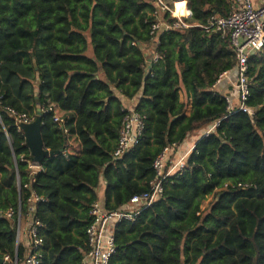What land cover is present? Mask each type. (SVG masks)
<instances>
[{
    "label": "trees",
    "instance_id": "obj_1",
    "mask_svg": "<svg viewBox=\"0 0 264 264\" xmlns=\"http://www.w3.org/2000/svg\"><path fill=\"white\" fill-rule=\"evenodd\" d=\"M185 1L190 25L154 36L151 0H0V211H14L0 214V259L9 258L0 264L22 261L18 208L26 220L31 207L41 223L39 264H77L100 179L104 209L122 208L149 192L163 149L204 125L212 128L161 181V195L115 224L107 264H264V43L247 58L252 113L230 108L225 95L235 88L224 94L216 83L235 51L228 34L205 26L227 16L233 0ZM154 37L157 57L147 66L141 44ZM115 92L139 94L135 109L146 116L139 142L120 157L112 152L125 111ZM7 107L39 108L44 148L62 149L35 173ZM70 122L75 152L65 151Z\"/></svg>",
    "mask_w": 264,
    "mask_h": 264
},
{
    "label": "built area",
    "instance_id": "obj_2",
    "mask_svg": "<svg viewBox=\"0 0 264 264\" xmlns=\"http://www.w3.org/2000/svg\"><path fill=\"white\" fill-rule=\"evenodd\" d=\"M182 1L185 2V0H151L154 6L151 13L153 17L150 25L151 35L156 36L155 34L163 29H182L190 25L184 20L181 13H175L173 5ZM165 12H168L174 17L172 22L163 17ZM205 27H214L220 30L222 34H228L230 43L235 51V64L233 68L236 74L233 86L235 88L236 102H234L230 95H225V98L230 108L237 105L239 109L251 114L252 109L245 104L249 95L247 58L252 51L260 49L264 43V3L255 7L251 0H233L232 10L227 16H213L209 19ZM154 39L156 40L155 37L152 40ZM156 57L157 54L153 56V59L155 60ZM222 74H220L219 78ZM136 104L137 102L133 106L126 107L121 103L125 113L121 121L117 144L112 152L113 157H120L124 152L139 142L144 129L146 116L142 111L135 109ZM6 109L11 114L18 131H21V124L29 123L33 120V115H28L25 112H18L9 107ZM54 119L61 121L58 116H55ZM63 131L65 132V129H63ZM174 146L176 145L165 147L161 154L154 159L153 168L155 169L156 177L150 182L149 192L131 196L126 207H122L118 210H106L98 201H94L91 204L89 213L92 219L86 227L87 248L82 253L77 264H107L110 255L115 249V224L121 220L133 221L141 208L148 206L161 195V181L167 175L173 174L184 166L186 157L180 156L176 162L165 170L166 162L168 161V153L170 152V154H172L171 149L174 148ZM27 162L28 168L32 173L41 169V163L39 164L30 159H28ZM34 167H38V169L34 170ZM30 200L33 204L35 201L39 200V197L32 194ZM33 211L34 208L31 207L28 210V218L26 220L23 219L26 221L28 241L26 253L22 259L23 264H39L41 257V246L43 241L37 232L41 223L33 217ZM0 214L10 218L13 216L14 211L8 208L4 211H0ZM21 220L22 218L20 217L18 208L16 244L19 242ZM4 261L9 262L8 256H4L3 262ZM13 264H17V261L14 260Z\"/></svg>",
    "mask_w": 264,
    "mask_h": 264
},
{
    "label": "crops",
    "instance_id": "obj_3",
    "mask_svg": "<svg viewBox=\"0 0 264 264\" xmlns=\"http://www.w3.org/2000/svg\"><path fill=\"white\" fill-rule=\"evenodd\" d=\"M253 6L257 7L261 4L264 3V0H251ZM183 5L180 6V9L182 10V13L181 15L184 17V18H187L189 17L190 15V11L187 7V4H186V1H182L181 2ZM186 4V5H185ZM176 3L173 5L174 6V10H176V7H175ZM155 42L156 40H151L150 42H146V43H142V50H143V53L144 55L146 56V64L147 66L149 65L150 61L151 60H154L153 59V56L156 55L155 51H154V46H155ZM87 54L88 55H91V49H88L87 50ZM235 69L232 68L231 70H228L227 72L223 73L222 76L219 78V80L217 81L216 83V89H218L221 93H224L226 94L228 90V88L230 86L233 87L234 89V80H235ZM116 95L119 97L121 103L123 106H126V107H129V106H133L137 100H138V97H139V94L135 95L133 98L129 99V98H126L120 94H118L117 92H115ZM231 97L233 98L234 102H236V96H235V93H231ZM181 98L184 99L185 96H184V91L182 90L181 91ZM189 110V108H188ZM62 114V113H60ZM72 116V113H67L66 114V119H69L71 118ZM34 117H35V113L33 115V120H34ZM69 121V120H67ZM61 123L63 126V122H62V119H61ZM71 123V122H70ZM67 128H70V131L69 133L67 132V135H66V138H65V151L67 152H75L78 150L79 148V145H78V141L76 139V137L74 136L73 134V130H72V123L71 124H68L66 125ZM212 126H208V129L205 130L204 132L208 131L209 129H211ZM65 129V128H64ZM67 130L65 129V132ZM21 132L23 133L22 131V128H21ZM203 132V133H204ZM202 133H199V134H194V136L190 137V138H186L182 143H180L179 145H176L174 146V148H172V154L176 157V156H181V151H184L185 149H188V151L182 155V156H185L187 157L188 153L190 152L192 146L194 145L196 139L201 135ZM189 136V135H188ZM38 167H34V170H37ZM104 190H105V181L103 180V178L100 179L99 181V185H98V188L96 189V193H97V201L100 203L101 206H103V202H104ZM126 207L123 206V208ZM21 230L23 231V234H22V237H20L19 235V242L22 243V245L25 247V249L27 248V231H26V221H24L23 219L21 220ZM19 264H23V262L21 261Z\"/></svg>",
    "mask_w": 264,
    "mask_h": 264
},
{
    "label": "water",
    "instance_id": "obj_4",
    "mask_svg": "<svg viewBox=\"0 0 264 264\" xmlns=\"http://www.w3.org/2000/svg\"><path fill=\"white\" fill-rule=\"evenodd\" d=\"M33 63L35 62L33 61ZM20 126L25 137V143L30 151L31 161L40 164L46 156L56 154L62 150H48L44 148L41 135V112L39 108H37L35 111L34 120L29 123H23ZM2 262L3 260L0 259V263Z\"/></svg>",
    "mask_w": 264,
    "mask_h": 264
},
{
    "label": "rangeland",
    "instance_id": "obj_5",
    "mask_svg": "<svg viewBox=\"0 0 264 264\" xmlns=\"http://www.w3.org/2000/svg\"><path fill=\"white\" fill-rule=\"evenodd\" d=\"M232 87V86H231ZM233 88V87H232ZM208 129V126L207 125H204V126H202V127H200L199 129H196V130H194V131H192L190 134H189V136H188V138H190V137H192V136H194V134H199V133H203L205 130H207ZM188 151V149H185L184 151H181V156L182 155H184L186 152ZM178 158H180V156H174L173 154H170V152L168 153V161L166 162V169L165 170H167V168L168 167H170L174 162H176L177 161V159ZM175 169V168H174ZM173 169V170H174ZM210 199H211V196H209V197H207L204 201H203V203H202V208H206L207 207V204H208V202L210 201ZM22 234H23V231L21 230L20 231V237H22Z\"/></svg>",
    "mask_w": 264,
    "mask_h": 264
},
{
    "label": "bare ground",
    "instance_id": "obj_6",
    "mask_svg": "<svg viewBox=\"0 0 264 264\" xmlns=\"http://www.w3.org/2000/svg\"><path fill=\"white\" fill-rule=\"evenodd\" d=\"M183 4H181V2L176 3L175 7V13H182V10L180 9V6H182Z\"/></svg>",
    "mask_w": 264,
    "mask_h": 264
}]
</instances>
